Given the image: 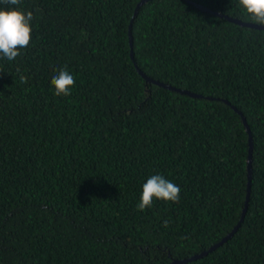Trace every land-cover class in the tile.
I'll return each instance as SVG.
<instances>
[{
    "label": "trees",
    "instance_id": "trees-1",
    "mask_svg": "<svg viewBox=\"0 0 264 264\" xmlns=\"http://www.w3.org/2000/svg\"><path fill=\"white\" fill-rule=\"evenodd\" d=\"M140 1L0 4L33 13L29 45L0 58V264H171L219 243L247 196L249 135L233 108L252 139L246 212L185 264H264V30L151 0L131 46ZM189 1L254 24L238 0ZM64 69L75 84L58 97ZM157 174L179 202L138 211Z\"/></svg>",
    "mask_w": 264,
    "mask_h": 264
},
{
    "label": "clouds",
    "instance_id": "clouds-1",
    "mask_svg": "<svg viewBox=\"0 0 264 264\" xmlns=\"http://www.w3.org/2000/svg\"><path fill=\"white\" fill-rule=\"evenodd\" d=\"M21 0H0L3 5H19ZM237 8L242 9L248 19L256 25L264 26V0H238ZM33 13H24L15 9H0V58L13 61L20 55L19 49L26 48L31 40V21ZM19 71V70H17ZM20 83H26L27 77L19 76ZM75 84V79L66 69L59 71L51 80V85L55 89L56 96H69L71 88ZM179 186L165 179L162 175H152L142 186V192L138 211L143 212L150 208L153 200L178 203L180 199ZM163 226L167 228L169 221H163Z\"/></svg>",
    "mask_w": 264,
    "mask_h": 264
},
{
    "label": "water",
    "instance_id": "water-1",
    "mask_svg": "<svg viewBox=\"0 0 264 264\" xmlns=\"http://www.w3.org/2000/svg\"><path fill=\"white\" fill-rule=\"evenodd\" d=\"M148 1H151V0H141L135 11H134V15L131 19V22H130V25H129V32H128V35H129V43L130 45L132 46V37H131V24L133 22V19L134 17L136 16L137 12H138V9L145 3H147ZM186 2H188L189 4L191 5H194L196 8H198L199 10L203 11V12H206V13H210V14H213L215 16H218L220 18H224L226 19L227 21L231 22V23H234L236 25H239L241 27H247V28H253V29H257V30H264V26H258V25H254V24H250V23H243L239 20H236V19H231V18H228L226 16H222L220 15L219 13H216V12H212L211 10L203 7V6H200V5H197L195 3H193L192 1H189V0H185ZM131 56L133 58V55L131 53ZM137 67V66H136ZM137 71L138 73L142 76V78L147 82V83H152L154 85H157V86H161V87H164V88H167V89H170L172 91H175L177 93H180V94H183V95H188L192 98H201L200 95H196V94H192L188 91H182V90H179V89H175V88H172L168 85H165V84H162L158 81H154L148 77H146L138 68H137ZM227 103V102H225ZM241 117L242 119V122H243V125L245 127V130L247 132V134L249 135V138H248V146H249V150H248V159H247V178H248V183H247V196H246V202H245V207H244V210L242 212V215H241V219H240V223L242 222L243 220V217H244V213L246 212V208H247V203H248V199H249V190H250V180H251V154H252V139H251V136H250V130L246 124V121H245V118L243 117V115L237 111L235 108H233ZM240 223L232 230L231 233H229L224 239H222L219 243H217L216 245L210 247L207 251H204L202 253H200L199 255H195V256H192L190 257L189 259H184V260H180V261H173L171 264H185V263H188V262H192V261H196L198 259H201L202 257L208 255L209 253L213 252L214 250H216L217 248L221 247L224 243H226L230 238L231 236L234 234V232L237 230V228L239 227Z\"/></svg>",
    "mask_w": 264,
    "mask_h": 264
}]
</instances>
